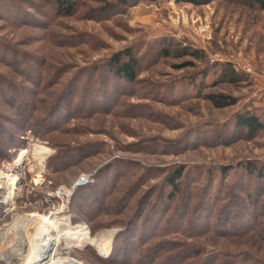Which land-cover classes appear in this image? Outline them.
Listing matches in <instances>:
<instances>
[{"label":"rangeland","instance_id":"obj_1","mask_svg":"<svg viewBox=\"0 0 264 264\" xmlns=\"http://www.w3.org/2000/svg\"><path fill=\"white\" fill-rule=\"evenodd\" d=\"M74 1L73 15L58 17L50 0H0V171L28 152L16 185L0 186V264L9 254L23 262L24 217L34 212L91 237L114 231L105 256L62 241L83 264L141 262L150 220L157 229L145 239L156 232V246L183 225L171 240L195 256L188 264H264V215L251 217L264 214V177L244 170L264 167V129L251 138L235 129L247 112L264 124V10L229 0ZM126 52L138 61L131 84L107 73ZM227 67L234 84L222 79ZM217 97L235 104L216 108ZM34 145L49 150L42 164ZM177 170L172 194L166 181Z\"/></svg>","mask_w":264,"mask_h":264},{"label":"trees","instance_id":"obj_2","mask_svg":"<svg viewBox=\"0 0 264 264\" xmlns=\"http://www.w3.org/2000/svg\"><path fill=\"white\" fill-rule=\"evenodd\" d=\"M229 1L239 5H245L248 7L257 8L259 10H264V0H229ZM50 2L55 8L56 11L55 14L58 17L72 16L74 11L76 10L75 8L76 3L74 0H50ZM188 54L193 59L196 60L201 59V57L198 56V53H196L195 51H191V52L188 51ZM137 66H138V61L132 53L130 52H126L124 54L118 53L112 57L110 64L107 66V73H109L116 79L131 84L137 79L138 76L136 71ZM187 66H191V65H185V67ZM238 78H239L238 75H236L229 67L225 68L224 71L222 72V79L231 84L236 83ZM212 103L216 108L223 109L234 105L235 101L227 97H217L213 99ZM51 115L53 114L51 113L48 116V118H50ZM235 129L243 132L245 136L251 138L264 129V124L260 121V119L256 115L247 112L236 116ZM221 170L223 171V173L227 174L229 168L227 169L222 168ZM244 170L248 172L249 175H255L257 179H262L264 177V167L256 168V166L252 164H247L244 166ZM181 178H182L181 170H177L173 172L172 175L168 177L166 182L168 184V187L172 190L173 192L172 194H176L177 192H179L178 186L181 181ZM169 200H173V197L171 195L169 196ZM160 211L162 212L163 209L161 208ZM260 215H264V214H255L254 216L251 217L253 221L256 222L260 217ZM160 217L161 215L157 216V219ZM235 219H236L235 221L240 224V218L235 216ZM155 223L150 220L147 224L143 226L141 225L142 231L139 240L140 243L137 246V250L142 251L143 260L141 262H137L136 264H158L161 261L160 260L161 257H165V259L162 261L164 262L168 258L171 259V256L173 259L181 258L182 259L181 264H186V263L188 264L186 260H193L195 258V256L189 255L188 251L183 252L184 248H182L183 246L181 245L180 247L178 246L179 242L177 240H171V238L175 233L181 232V229L184 228L183 225L182 226L179 225L177 226V228L170 227L171 230L169 232H167L166 229L165 232L163 233L165 242H163L162 245L156 246V244L152 241L155 238H157L156 232L149 238L145 239L146 235L150 234L152 231H154V229H157L156 227L157 224ZM241 225L242 224L238 226L241 227ZM255 228L257 229L256 225ZM172 229H174V232H172ZM169 253L170 255H168ZM192 253L198 255L197 252H192ZM201 259L202 258H199L197 259V261H200ZM231 264H236V262L233 261Z\"/></svg>","mask_w":264,"mask_h":264},{"label":"bare ground","instance_id":"obj_3","mask_svg":"<svg viewBox=\"0 0 264 264\" xmlns=\"http://www.w3.org/2000/svg\"><path fill=\"white\" fill-rule=\"evenodd\" d=\"M32 148V157L34 160H38L39 164H42V160L49 150L38 145H34ZM27 153V151L20 153L15 161L13 170H8V173L0 171V186L10 185V187H13L16 185L17 182L15 181L21 175L19 169H21V165L26 160L25 156ZM82 184L83 182L79 181L75 186L78 187ZM61 220L63 219L58 218L54 214L42 215L34 212L27 216L25 215L23 228L28 240V250L23 256L21 264H83V262L74 257L70 247H60L63 244L62 241H70L67 245L73 244L72 241L77 242V245L89 244L104 256L110 250L114 231H103L95 237H91L88 236L87 229L84 226L76 225V227L70 228L66 225L62 227ZM64 222L66 224L69 223L68 220H64ZM10 255L12 254L5 256V259L9 261L8 264H12L15 259L9 257Z\"/></svg>","mask_w":264,"mask_h":264},{"label":"built area","instance_id":"obj_4","mask_svg":"<svg viewBox=\"0 0 264 264\" xmlns=\"http://www.w3.org/2000/svg\"><path fill=\"white\" fill-rule=\"evenodd\" d=\"M83 183H86V181L84 180Z\"/></svg>","mask_w":264,"mask_h":264}]
</instances>
